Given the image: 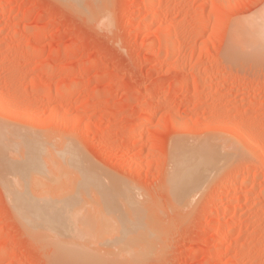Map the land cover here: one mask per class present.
<instances>
[{
    "label": "rangeland",
    "instance_id": "rangeland-1",
    "mask_svg": "<svg viewBox=\"0 0 264 264\" xmlns=\"http://www.w3.org/2000/svg\"><path fill=\"white\" fill-rule=\"evenodd\" d=\"M92 1L0 0V264H264V0ZM203 136L250 165L179 193L170 149ZM17 193L74 206L23 227ZM132 213L151 240L118 259L109 221Z\"/></svg>",
    "mask_w": 264,
    "mask_h": 264
},
{
    "label": "bare ground",
    "instance_id": "bare-ground-1",
    "mask_svg": "<svg viewBox=\"0 0 264 264\" xmlns=\"http://www.w3.org/2000/svg\"><path fill=\"white\" fill-rule=\"evenodd\" d=\"M63 2H64V4H65V2L67 3V0H62ZM68 1H73L74 3H75V1L76 0H68ZM91 1V0H90ZM96 1H98V0H94V4L96 3ZM103 1V0H102ZM61 2V1H60ZM83 2V1H82ZM91 2V3H92ZM70 2H68L67 4H68V6H70L71 4H69ZM72 3V2H71ZM79 2H77V4H78ZM81 3V2H80ZM80 3H79V6H81L80 5ZM98 3H100V1H98ZM83 4V3H82ZM93 4V5H94ZM101 4V3H100ZM92 5V4H91ZM95 5H97V4H95ZM91 7V6H90ZM93 7V6H92ZM149 7V6H148ZM73 8V7H72ZM77 8V7H76ZM81 8H82V6H81ZM78 9V8H77ZM92 9V8H91ZM85 10V9H84ZM84 10H82V11H84ZM86 11V10H85ZM78 12V11H77ZM87 13H88V10L86 11ZM26 13H24V15H25ZM89 14H87V16H88ZM105 16V15H104ZM24 17V16H23ZM26 17V16H25ZM106 21V20H105ZM106 25H107V23H106ZM163 33H165V32H163ZM168 33V32H167ZM164 35H166V34H164ZM169 35V34H168ZM167 38V37H166ZM166 40V39H165ZM170 40V39H169ZM168 41V40H167ZM171 41V40H170ZM173 48V46H172V43H168V45H167V51H170L171 49ZM263 66V65H262ZM260 70L263 72V70H264V67H260ZM260 70H259V72H260ZM57 89V88H56ZM60 93H61V91H59ZM57 96H58V94H56ZM59 96H61V95H59ZM56 112V111H55ZM149 117H151V116H149ZM146 119V118H145ZM148 119V118H147ZM150 119V118H149ZM151 120V119H150ZM149 120V121H150ZM174 121V120H173ZM143 123V122H142ZM245 125V124H244ZM1 130H3V129H1ZM0 130V131H1ZM233 130H234V128H233ZM4 131V130H3ZM137 131V130H136ZM235 132H237L236 130H234ZM244 131V130H243ZM2 132V131H1ZM0 132V133H1ZM11 133V132H10ZM9 133V134H10ZM240 133V132H239ZM2 134H3V132H2ZM2 134H0V135H2ZM14 134V133H13ZM138 134V133H137ZM236 134V133H235ZM242 134V133H241ZM4 135V134H3ZM244 135H245V133H244ZM258 135V134H257ZM260 135V134H259ZM247 136V135H246ZM0 137H2V136H0ZM13 137H14V135H13ZM15 137H16V135H15ZM14 137V138H15ZM201 137V136H200ZM204 137V136H203ZM202 137V138H203ZM245 137V136H244ZM251 137H253V136H251ZM260 137V136H259ZM2 138H5V137H2ZM28 138V137H27ZM32 138V137H31ZM30 138V139H31ZM195 138V137H194ZM247 138V137H246ZM6 139H8V138H6ZM16 139V138H15ZM24 140L26 139V138H23ZM250 139V138H249ZM248 139V140H249ZM261 139V138H260ZM260 139H259V142H260ZM1 140V139H0ZM11 140V139H10ZM9 140V141H10ZM22 141L23 142V144H22V146L20 145V147H22V149H25L24 148V142L26 143L27 142V140H25V141ZM32 140H34L33 138H32ZM222 140V139H221ZM220 139H218V138H216V137H208V138H203V139H201V138H199V140H195V142H193V143H191V144H189L188 146L185 144V142H183V141H177L176 142V140L174 141V143H173V145H172V147H171V149H170V157H169V170H168V173L167 174H169V176H168V179L167 180H170L169 182H171L172 184H171V186L173 187L172 189H174V188H178V187H180L179 189L180 190H178L179 191V193L181 192V193H187V192H189V191H187V190H191V188L192 189H194L195 188V185L194 184H196V186H200L199 184H203V183H205L206 182V180L208 181L209 180V178H211L212 177V175H215V174H217L216 172H219L220 171V168L222 169V166L224 165L225 166V164H227L228 163V161L231 159V158H228V157H230V154H231V156H232V153H235V154H233V157H234V160H231V162L233 163V167L235 168V167H237L238 169H239V167H241V169L243 168V167H248L250 164H249V162H250V160H247V159H239V157L242 155V156H244L243 154H245V152H247V150L249 149V148H246V146H248V145H245V148H244V145L242 144V145H240V146H243V149H241V148H239L238 146H232V145H229L226 141L224 142V143H222V145L219 143V141H221ZM257 140V139H256ZM4 141V140H3ZM8 141V142H9ZM13 141V140H12ZM11 141V142H12ZM17 141V140H16ZM15 140H14V142H16ZM31 141V140H30ZM34 141H36V139L34 140ZM1 142V141H0ZM7 142V143H8ZM14 142H12V143H14ZM17 142H19V141H17ZM231 142V141H230ZM246 142V141H245ZM250 142H252L251 140H250ZM228 145V146H226V144ZM232 143V142H231ZM254 143V142H253ZM257 142L255 141V144H256ZM263 143V142H262ZM224 144V145H223ZM246 144H248V143H246ZM252 144V143H251ZM259 144V143H258ZM2 144H0V146H1ZM3 145H5V143L3 144ZM10 145V144H9ZM235 145H236V143H235ZM254 144H252V146H253ZM26 146V145H25ZM224 146H226L225 148L227 149H224ZM250 146V145H249ZM258 146V145H257ZM260 146H261V144H260ZM16 147V146H15ZM32 147H34L35 148V146H34V143H33V146H32V144L30 145V148L28 147V150L30 151V149H32ZM231 148V149H230ZM251 148V147H250ZM256 148V147H255ZM254 148V153H255V155L259 158V157H261V151L259 150V149H255ZM259 148V147H258ZM230 149V150H229ZM34 150H38V148L36 149H34ZM261 150H262V148H261ZM25 150H23V152H24ZM249 151H250V149H249ZM33 152V151H32ZM252 152V151H251ZM36 153V152H35ZM32 154V153H31ZM248 154V153H247ZM24 155H28V154H26V151H25V153H24ZM33 155H34V152H33ZM29 156H30V154H29ZM36 156V155H35ZM32 156H30V158H31ZM233 157H232V159H233ZM247 157V156H246ZM36 158V157H35ZM229 159V160H228ZM249 161V162H248ZM31 166V165H30ZM223 166V167H224ZM27 167V166H26ZM25 167L23 166L22 167V169H24ZM31 168V167H30ZM219 169V170H218ZM245 169V168H244ZM215 173V174H214ZM245 173V172H244ZM17 174V173H16ZM219 174V173H218ZM242 174V173H241ZM23 177V176H22ZM248 177L249 176H247L246 174H242L241 176H239V177H237V178H235L234 179V184H233V186L228 190L230 193H231V198L230 199H232V198H238V196L239 195H241V194H239L240 193V190H239V187L243 184L244 185V183L248 180ZM256 177V176H255ZM24 178H26V176L25 177H23V179L22 180H26V179H24ZM39 178V177H38ZM170 178V179H169ZM41 179V178H40ZM14 180H15V178H14ZM22 180L20 181V182H22ZM43 180V179H42ZM201 180H203V181H201ZM255 180V179H254ZM17 181H19V180H16V182ZM23 181V182H24ZM15 182V181H14ZM22 182V183H23ZM168 182V181H167ZM48 183V182H47ZM198 183V184H197ZM21 183H19V185H20ZM175 184V185H174ZM42 186V185H41ZM176 186V187H175ZM194 187V188H193ZM44 188V187H43ZM48 188V187H47ZM182 188V189H181ZM197 188V187H196ZM241 188H242V186H241ZM22 189V188H21ZM24 189V188H23ZM172 189H170V190H172ZM243 189V188H242ZM196 190V189H195ZM225 190H226V188H225ZM252 190V189H251ZM43 191V190H42ZM174 191V190H173ZM223 191H224V189H223ZM248 191H250V190H248ZM171 192V191H170ZM23 193V192H22ZM38 193V192H37ZM173 193V192H172ZM260 193V192H259ZM258 193V194H259ZM24 194V193H23ZM23 194H20L19 193V195H20V198L22 197L23 199V201H21V199L20 198H16V200L18 201H21V202H17L16 200V202L14 201V203H12L13 204V209H14V212H17L16 214L19 216L18 217V220L19 221H21V223H22V225H24L23 227H33L32 229H37V226H38V229H39V227H47L48 229L47 230H49L50 231V229H54V230H57L58 231V229L60 228V224H62L61 222H62V219H63V216L62 217H60V214L61 213H68L69 211L71 212V208H73V206H74V204H73V206L72 205H70V204H63V205H60L61 207H60V209H59V211H60V213L58 212V210H57V214L56 215H58V216H53L52 217V215H50V214H48V209L49 208H47L48 206V204H47V202L46 201H44V203L46 202V204L47 205H40V203H39V206L37 205V203H36V205H35V203H33V202H35V201H33V202H29V197H28V199L29 200H26V202H25V199H26V197L23 195ZM49 194V193H48ZM246 194V193H245ZM17 196H19L18 195V193L16 194ZM21 195H23V196H21ZM46 195H47V193H46ZM230 195V194H229ZM245 196V195H244ZM181 197V196H180ZM186 197V196H185ZM239 197H241V196H239ZM177 198V197H176ZM227 200V202H226V205H224V207L223 208H227V206H228V203H231L230 201L231 200ZM43 200H45V199H43ZM31 201V200H30ZM48 201H49V199H48ZM73 202V201H72ZM53 203V202H52ZM51 203V204H52ZM11 204V205H12ZM43 204V203H42ZM217 205V204H216ZM57 206H59V205H56V207ZM220 206V205H219ZM55 207V208H56ZM76 207V206H75ZM216 207V206H215ZM229 207V206H228ZM46 209V210H45ZM57 209V208H56ZM220 209V208H219ZM51 210V209H50ZM214 210H216L215 208H214ZM227 210V209H226ZM47 211V212H46ZM217 211V210H216ZM45 212V213H44ZM51 211H49V213H50ZM54 212H55V210H54ZM74 212V211H73ZM138 212V211H137ZM52 213V212H51ZM15 214V215H16ZM53 214V213H52ZM63 214H61V215H63ZM138 214L139 213H137V217H138ZM67 215V214H66ZM69 215H71V214H69ZM64 216H65V214H64ZM125 216V215H124ZM146 216V215H145ZM17 217V216H16ZM137 217L135 216V213H132L131 215H128V217H125V218H122V216H121V218L122 219H120V220H123V219H125V220H123L124 222V226H123V228H122V223H120V221L118 220L117 221V218H114V219H112V221H109L110 222V224H112V226H111V228H110V226H109V230L111 231V233H112V235L110 234V238L112 239H108L107 237V239H108V241L110 242V240L113 242V244H112V246H114L115 248H117L118 249V252L116 251V255H118V259H119V256L122 258H127L128 260H130V261H134L135 259H140V253H142V251H141V246H140V250H136V249H126V245H131V243H133V241H134V243H136V242H138V246H139V244L140 245H142V239L144 238V236H145V234L143 233H141V231H144L143 229H144V226L143 227H141V224H139V223H137L138 222V220H137ZM225 217V216H224ZM20 218V219H19ZM60 218H62V219H60ZM66 218H68V217H66L65 216V219ZM69 219V218H68ZM64 220V219H63ZM141 220H143L142 218H141ZM147 220H149V219H147ZM61 221V222H60ZM105 221V220H104ZM107 221V220H106ZM67 222V221H66ZM146 222V221H145ZM231 222V221H230ZM24 223V224H23ZM67 223H69V222H67ZM107 222H105V224H106ZM121 224V226H120V224ZM142 223V222H141ZM48 224V225H47ZM65 224V223H64ZM70 224V223H69ZM105 224L103 225L102 224V226H104L102 229L103 230H105V228L107 227V225L105 226ZM139 224V225H138ZM144 224V223H143ZM71 225V224H70ZM62 226H64V225H61V227ZM69 226V225H68ZM45 227V228H46ZM82 227V226H81ZM136 227H138V228H136ZM145 227H146V229H147V227L148 226H146L145 225ZM66 228V227H65ZM72 228V227H71ZM219 228V227H218ZM28 229V228H27ZM73 229V228H72ZM141 230V231H139V230ZM213 229V228H212ZM51 230V231H52ZM65 230V229H64ZM124 230H125V232H124ZM216 230V229H215ZM214 230V231H215ZM218 230V229H217ZM31 232V230H29L28 229V232ZM37 231V230H36ZM35 231V232H36ZM41 231H45V230H43V229H41ZM63 231V230H62ZM138 231L142 234V235H144V236H142L140 233H139V235L140 236H138ZM153 233H154V231L153 230H151ZM227 231V230H226ZM74 232V231H73ZM148 232L150 233V231L148 230ZM147 232V233H148ZM218 232H220V231H218ZM217 232V237H214V238H216V239H214V242H213V244H212V247H213V249H214V251L215 252H219V251H224V250H220V246H219V243H220V235H219V233ZM51 233V232H50ZM53 233H55V232H53L52 231V234ZM134 233H135V235H134ZM145 233H146V231H145ZM55 234H57V233H55ZM59 234H60V232H59ZM136 234H137V236H136ZM215 234V233H214ZM54 236V235H53ZM99 235H97L96 237L97 238H100V237H98ZM134 236V237H133ZM216 236V235H215ZM219 236V237H218ZM56 237H57V235H56ZM138 237V239L141 237V239H139L140 240V242L138 241V240H136V238ZM143 237V238H142ZM153 237V236H152ZM222 237V236H221ZM229 237V236H228ZM39 238V237H38ZM58 238V237H57ZM69 238V237H68ZM105 238V239H106ZM125 238V239H124ZM219 238V239H218ZM103 239V238H102ZM131 239H133L132 241H131ZM145 239V241L144 242H147L149 239H147V238H144ZM143 239V240H144ZM224 239H226V237L224 238ZM39 240V239H38ZM104 240V239H103ZM136 240V241H135ZM151 240V239H150ZM95 241V240H94ZM97 241V240H96ZM91 242H92V240H91ZM99 242H100V240H99ZM102 242H104V241H102ZM107 242V241H106ZM49 243V242H48ZM55 243H57L56 241H55ZM152 243V242H151ZM59 244V243H58ZM101 244V243H100ZM143 244H145V243H143ZM49 245H50V243H49ZM64 245V244H63ZM92 245V244H91ZM103 245V244H102ZM106 245V244H105ZM133 246H134V244H132ZM132 245H131V247H132ZM136 246V245H135ZM53 247V246H52ZM68 247V246H67ZM114 247H113V249H114ZM137 247V246H136ZM79 247L77 246V248L76 249H78ZM146 248H147V250L146 251H148L149 250V248H148V245L146 246ZM151 248V247H150ZM59 249V248H58ZM73 249H74V247H73ZM87 249H88V247H87ZM116 249V250H117ZM226 249V248H225ZM227 249H228V247H227ZM230 249V248H229ZM71 250V249H70ZM89 250V249H88ZM133 250H134V252H133ZM143 250V249H142ZM57 251V250H56ZM72 251V250H71ZM136 251L138 252V253H136ZM93 253H94V251H92ZM151 252V251H150ZM71 253V252H70ZM73 253V252H72ZM112 254L113 253H115V251H113V252H111ZM149 253V252H148ZM193 253V252H192ZM76 254H77V252H76ZM96 254V253H95ZM99 254V253H98ZM103 254V253H102ZM143 254H144V252H143ZM150 254V253H149ZM194 254V253H193ZM58 255V254H57ZM110 255V251H109V253L107 254V257L109 258V259H111L112 257H110L109 256ZM114 255V254H113ZM116 255H114V256H116ZM100 256H102V255H100ZM135 256H136V258H135ZM75 257V256H74ZM79 257V256H78ZM117 257V256H116ZM80 258V257H79ZM107 258V259H108ZM114 258V257H113ZM131 258H133L132 260H131ZM141 258H142V255H141ZM100 259H103V258H100ZM126 259V260H127ZM115 260V259H114ZM60 261V260H59ZM56 262V261H55ZM144 262V261H143Z\"/></svg>",
    "mask_w": 264,
    "mask_h": 264
}]
</instances>
